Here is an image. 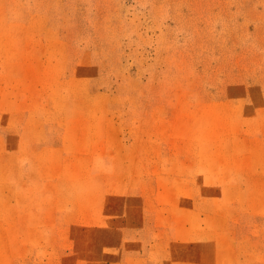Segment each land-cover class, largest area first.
<instances>
[{"label": "rangeland", "instance_id": "obj_1", "mask_svg": "<svg viewBox=\"0 0 264 264\" xmlns=\"http://www.w3.org/2000/svg\"><path fill=\"white\" fill-rule=\"evenodd\" d=\"M0 264H264V0H0Z\"/></svg>", "mask_w": 264, "mask_h": 264}]
</instances>
